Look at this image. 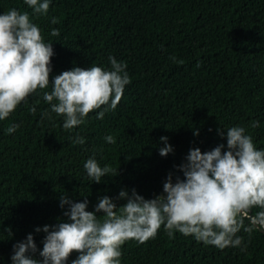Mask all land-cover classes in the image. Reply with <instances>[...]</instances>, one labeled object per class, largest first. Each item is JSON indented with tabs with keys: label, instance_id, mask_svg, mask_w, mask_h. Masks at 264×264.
<instances>
[{
	"label": "trees",
	"instance_id": "1",
	"mask_svg": "<svg viewBox=\"0 0 264 264\" xmlns=\"http://www.w3.org/2000/svg\"><path fill=\"white\" fill-rule=\"evenodd\" d=\"M12 8L28 11L45 42H53L50 81L74 67L108 70L113 56L126 63L131 83L115 110L102 120L98 112L107 106L94 110L71 132L63 129L62 116L42 118L51 105L39 91L0 121V264H12L13 245L28 234L42 250L46 233L35 229L67 220L61 195L74 202L87 197L89 211L98 197L123 204L115 200L122 189L153 198L170 172L182 176L175 166L189 149L226 145L220 127H245L264 149V0H51L39 16L24 0H0V14ZM52 29L60 35L51 36ZM12 124L20 127L8 134ZM77 133L83 145L71 143ZM108 135L115 144L105 141ZM162 136L174 149L167 157L159 154ZM91 157L119 174L94 183L84 169ZM238 235L240 247L220 250L179 232L170 239L161 226L143 244L126 241L121 264H264V230ZM77 256L73 252L67 264ZM36 257L42 259L39 251Z\"/></svg>",
	"mask_w": 264,
	"mask_h": 264
},
{
	"label": "clouds",
	"instance_id": "2",
	"mask_svg": "<svg viewBox=\"0 0 264 264\" xmlns=\"http://www.w3.org/2000/svg\"><path fill=\"white\" fill-rule=\"evenodd\" d=\"M50 2L24 0L37 16L48 12ZM51 22L56 24L58 20L53 17ZM50 35L58 37L60 32L52 29ZM54 54L53 42H45L28 11L12 8L0 14V121L38 91L51 105L42 118L51 119L50 113L62 116V127L69 132L84 124L94 110L107 106L98 112L97 118L102 120L105 112L116 109L125 86L131 83L126 63L109 56L108 70L95 64L87 69L74 67L50 81ZM176 62L183 64L182 60ZM50 84L49 92L46 89ZM29 111L35 114L36 106ZM19 127L12 124L7 133ZM251 127H259V122L252 121ZM217 132L226 139V145L221 143L208 152L189 149L184 162L175 166L182 176L174 177L170 172L162 193L153 198L146 199L135 189H122L115 200L125 201L123 204L117 205L108 196L98 197L94 211H89L87 197L74 202L61 195L60 207L68 206L64 211L67 220L35 229L46 233L42 250H38L32 234L14 244L12 264H67L73 252L78 256L71 264H121V247L126 241L143 244L154 239L161 226L170 239L179 232L220 250L240 247L241 230L249 237L254 230H264V149L256 148L245 127H220ZM194 135H199L198 129ZM69 139L73 145L85 143L79 133ZM160 140L164 143L159 149L162 157L174 153L168 137ZM105 141L116 143L113 135L106 136ZM84 169L94 183H101L109 173L114 177L119 174L110 165L101 167L95 157L87 159ZM253 208L260 211L250 215ZM245 220L249 221L247 225ZM8 232L11 236L10 229ZM38 251L42 259L36 257Z\"/></svg>",
	"mask_w": 264,
	"mask_h": 264
}]
</instances>
